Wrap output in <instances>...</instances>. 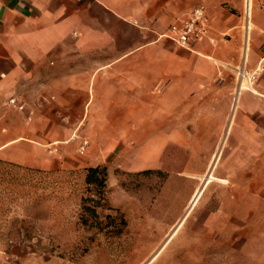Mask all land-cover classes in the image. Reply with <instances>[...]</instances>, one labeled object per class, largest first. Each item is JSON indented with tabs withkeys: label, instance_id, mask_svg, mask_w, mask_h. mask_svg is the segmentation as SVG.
Returning a JSON list of instances; mask_svg holds the SVG:
<instances>
[{
	"label": "crops",
	"instance_id": "obj_1",
	"mask_svg": "<svg viewBox=\"0 0 264 264\" xmlns=\"http://www.w3.org/2000/svg\"><path fill=\"white\" fill-rule=\"evenodd\" d=\"M199 5L209 33L178 44L169 27ZM0 161L81 183L86 168L110 161L128 171L170 165L177 177H202L198 188L209 176L188 214L204 213L201 239L194 220L186 231L177 220L164 241L158 219H129L124 238L157 256L177 236L169 251L190 260L197 244H227L236 229L229 242L241 247L216 257L264 262V0H0ZM77 188L62 183L52 208L75 213ZM31 242L1 238L0 264H116L102 251L76 262Z\"/></svg>",
	"mask_w": 264,
	"mask_h": 264
},
{
	"label": "rangeland",
	"instance_id": "obj_2",
	"mask_svg": "<svg viewBox=\"0 0 264 264\" xmlns=\"http://www.w3.org/2000/svg\"><path fill=\"white\" fill-rule=\"evenodd\" d=\"M153 144L151 147L154 146ZM170 155L169 147L163 154V160L169 159ZM4 163L0 164V239L12 240L15 244L29 240L32 241V246L39 250L61 252L76 262L87 257L92 251L96 253L102 251L103 261L116 264L148 263L156 254V250L146 253L145 247H149L148 244L124 238L127 221L129 219L163 220L164 241H166L174 229L169 225L180 220L193 192L203 182L202 177L195 175L177 177L172 173L170 165L157 169L128 171L120 162L110 161L101 164L99 166H105L107 169L108 199L111 209L98 208L97 217L87 215V224L84 225L80 220V213L81 199L86 195V187L84 181L79 182L78 176L72 175L69 179L56 180L33 169ZM62 183L64 186L70 183L79 189L80 199L76 215L71 212L67 213V216L60 214L59 205H57L59 210L55 209L57 204L55 197L58 196ZM124 206L127 207V211L122 210ZM54 214L56 217L62 215L64 218H59L48 227L40 224L41 218ZM203 216L204 213L196 218L193 216L189 218L187 215L183 221V225H186L184 231L187 230L189 221H195L193 232L197 240L203 236L199 227ZM71 217H75V222L69 228L67 225H72ZM122 219L126 221V226L121 224ZM228 231L227 237L224 238L228 241L227 244H216L214 236L207 238L205 245L197 244L196 258L190 260L187 258L188 254L181 249L182 243L179 245L181 250L178 254L175 250L173 253L169 251L178 240L175 236L170 247L160 252L150 264H236L237 261L231 258L216 257L220 251L227 252L230 257L234 256L236 248L241 247L239 244L229 242L237 230ZM184 235L186 237L187 233L184 232ZM62 240L70 242H62ZM258 249L259 245H249L247 250L252 255L257 253ZM141 256L144 259H141ZM239 264H264V262L250 259Z\"/></svg>",
	"mask_w": 264,
	"mask_h": 264
},
{
	"label": "trees",
	"instance_id": "obj_3",
	"mask_svg": "<svg viewBox=\"0 0 264 264\" xmlns=\"http://www.w3.org/2000/svg\"><path fill=\"white\" fill-rule=\"evenodd\" d=\"M0 164H5L0 161ZM84 184L86 195L81 199L80 220L87 224V215L97 217L98 208L111 209L109 207L107 169L105 166L89 167L84 170ZM109 218V217H108ZM114 220V219H113ZM121 224L126 226V221L122 219Z\"/></svg>",
	"mask_w": 264,
	"mask_h": 264
},
{
	"label": "built area",
	"instance_id": "obj_4",
	"mask_svg": "<svg viewBox=\"0 0 264 264\" xmlns=\"http://www.w3.org/2000/svg\"><path fill=\"white\" fill-rule=\"evenodd\" d=\"M210 29V19L203 5L193 8L188 17L180 22L178 25H171L168 29L170 37L178 44L187 46L192 45L198 41L203 40ZM11 103H15L11 100ZM21 108V107H20ZM88 146L87 141H83L79 148V152L83 154ZM56 151L55 148H52Z\"/></svg>",
	"mask_w": 264,
	"mask_h": 264
},
{
	"label": "bare ground",
	"instance_id": "obj_5",
	"mask_svg": "<svg viewBox=\"0 0 264 264\" xmlns=\"http://www.w3.org/2000/svg\"><path fill=\"white\" fill-rule=\"evenodd\" d=\"M252 1V0H251ZM251 10V9H250ZM133 123V122H132ZM134 124H136V123H134ZM133 137V136H132ZM133 138H135V137H133ZM136 139V138H135ZM137 140H139V139H137ZM134 144V143H133ZM211 177H209V176H207V177H205L204 179H205V181H204V184L200 187V188H198V189H196L195 190V192H194V194L192 195V197L190 198V200H189V202H188V204H187V206H186V209H185V211H184V214H183V216L181 217V219L179 220V226L183 223V221H184V219L187 217V215L189 214V212H190V210L194 207V205L196 204V202H197V200L199 199V197H200V195H201V193H202V190H203V187H204V185H205V183H207L208 181H209V179H210ZM178 225V224H177ZM179 226H176V228L173 230V232H172V234L169 236V238H171V236L174 234V232L178 229V227ZM156 257V254L153 256V258H151V259H154Z\"/></svg>",
	"mask_w": 264,
	"mask_h": 264
}]
</instances>
